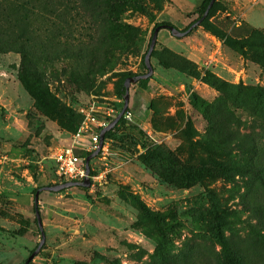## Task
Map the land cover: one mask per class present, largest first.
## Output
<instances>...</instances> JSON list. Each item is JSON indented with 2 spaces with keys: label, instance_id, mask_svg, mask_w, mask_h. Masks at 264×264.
<instances>
[{
  "label": "rangeland",
  "instance_id": "obj_1",
  "mask_svg": "<svg viewBox=\"0 0 264 264\" xmlns=\"http://www.w3.org/2000/svg\"><path fill=\"white\" fill-rule=\"evenodd\" d=\"M203 1L115 0L123 27L108 52L41 72L65 116L37 111L18 78L20 56L0 53V264H25L40 243L34 192L59 184L49 157L75 131L73 109L97 103L113 120L123 81L147 72L155 24L183 31ZM210 23L237 43L205 26L182 38L159 31L153 74L130 86L131 120L90 161L91 186L40 193L45 241L29 264H223L228 247L251 251L246 205L263 194L231 178L241 155L208 137L205 111L222 96L242 120L264 115V0H216ZM102 29L80 0H0V32L37 51L88 48Z\"/></svg>",
  "mask_w": 264,
  "mask_h": 264
},
{
  "label": "trees",
  "instance_id": "obj_2",
  "mask_svg": "<svg viewBox=\"0 0 264 264\" xmlns=\"http://www.w3.org/2000/svg\"><path fill=\"white\" fill-rule=\"evenodd\" d=\"M80 1L95 19L103 23L99 41L88 48L78 47L70 49L64 46L62 50L56 53H51L49 49L37 51L31 44L12 38L9 32H0V53H15L20 56L19 81L25 91L34 99V108L44 115L53 110L58 115L65 116V106L49 93L47 84L41 75L46 66L54 61H61L63 58L85 62L87 59L95 58L102 53L105 54L112 47L119 33L122 32L121 28L123 26L115 16V0ZM209 1L204 0L202 2L200 9L196 11L198 17L183 31L190 28L192 24L202 17ZM215 4L216 2L210 9L207 17L198 26H205L214 35L222 38L226 45L237 43L236 40L225 36L224 33L220 32V30L210 23ZM162 26L172 25L169 23H157L154 26L153 32L155 28L160 27L161 29ZM146 53L142 57V63L144 69L147 71L144 63ZM136 76L139 75L128 76L127 78ZM126 79L120 86L122 98L125 94L124 83ZM147 80L140 81L145 83ZM71 115L73 122L77 126L80 120L76 116L75 109H73ZM253 115L246 120L240 119V116H235L227 107L222 96L205 111V119L208 123V137L215 142L223 154L235 152L241 155L239 163L233 164L229 169L231 178L239 177L246 189L251 192L254 191L257 195L263 194L261 196L264 198V138L263 142H261L260 135V133L264 135V115ZM123 119L122 117L117 125L121 124ZM108 135L109 132L105 134L103 141H106ZM224 168L225 166L223 165L222 169ZM62 191L64 190L60 192ZM246 208L250 213L249 217L252 219V222H249V239L253 244V248H250L251 251L245 252L238 247H228L225 251L223 264H264V202L256 198L252 203H248ZM33 209L34 211H39L38 204L35 205L34 203ZM259 247L260 250L257 249Z\"/></svg>",
  "mask_w": 264,
  "mask_h": 264
},
{
  "label": "built area",
  "instance_id": "obj_3",
  "mask_svg": "<svg viewBox=\"0 0 264 264\" xmlns=\"http://www.w3.org/2000/svg\"><path fill=\"white\" fill-rule=\"evenodd\" d=\"M79 123L71 134L67 145L54 148L50 160L55 165V174L60 183L82 182L86 177L85 160L89 153H93L100 142L101 131L112 122L113 109L97 103H89L75 108ZM124 119L131 120V114L126 111ZM107 150V143L103 141L101 152ZM99 151V152H100ZM89 174L90 181H94V174Z\"/></svg>",
  "mask_w": 264,
  "mask_h": 264
},
{
  "label": "water",
  "instance_id": "obj_4",
  "mask_svg": "<svg viewBox=\"0 0 264 264\" xmlns=\"http://www.w3.org/2000/svg\"><path fill=\"white\" fill-rule=\"evenodd\" d=\"M216 2V0H210L208 3V6L205 10V12L203 13L202 17L195 22L194 24H192V26L190 28H188L185 31H180L178 30L176 27L173 26H162L161 29H168L170 31V33L172 34V36L176 37V38H182L184 36H186L187 34H189V32H191V30L198 26L202 20L204 18L207 17L210 9L212 8L213 4ZM160 27L155 28L152 38H151V42L148 48V51L145 55L144 58V63L147 69V72L143 75H139L136 77H129L126 79L124 85H125V94L123 97V108L122 110L117 114V116L112 120V122L110 124H108V126H106L100 133V142L98 144L97 149L91 153L89 156L86 157L85 160V168H86V177L82 182H65V183H60L57 185H53V186H48V187H43L40 188L36 191L35 196H34V203L35 205L38 204V197L40 195V193L42 191H52V192H59L61 190H64L66 188H71V187H83V188H89L91 186V181L89 179V174H90V161L92 159H94L98 154L100 149L102 148V144H103V140H104V136L107 132H109L110 130H112L117 123L119 122V120L123 117L124 113L126 112L128 105H129V88L132 84L137 83L140 80H147L151 77V75L153 74V67L151 65V54L154 51V48L156 46V42H157V36L159 31L161 30ZM35 215H36V220H37V225L38 228L41 232V240L40 243L38 245V247L36 248V250H34L32 252V254L29 256V258L27 259V261L25 262V264H29V262L36 256V254L40 251L44 241H45V237H44V233H43V229H42V222H41V218H40V214L39 211L36 210L35 211Z\"/></svg>",
  "mask_w": 264,
  "mask_h": 264
},
{
  "label": "crops",
  "instance_id": "obj_5",
  "mask_svg": "<svg viewBox=\"0 0 264 264\" xmlns=\"http://www.w3.org/2000/svg\"><path fill=\"white\" fill-rule=\"evenodd\" d=\"M182 3H185V2H182Z\"/></svg>",
  "mask_w": 264,
  "mask_h": 264
}]
</instances>
